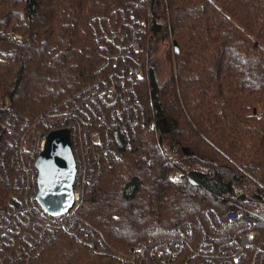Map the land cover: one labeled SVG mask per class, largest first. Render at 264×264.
I'll return each instance as SVG.
<instances>
[{"label": "trees", "instance_id": "obj_1", "mask_svg": "<svg viewBox=\"0 0 264 264\" xmlns=\"http://www.w3.org/2000/svg\"><path fill=\"white\" fill-rule=\"evenodd\" d=\"M134 20L143 125L129 132V148L117 132L118 159L110 156L76 210L112 256L56 230L28 264H125L139 242L196 243L203 231L218 246L247 227L264 241V0H0V125L32 122L96 81L110 69L99 68L107 55L98 44L115 52L99 24L108 32ZM8 138L0 127V232L14 191L1 176L14 151ZM237 210L240 220L227 223ZM186 223L192 233L180 235ZM9 238L3 250L20 241L12 225ZM247 254L243 264H264ZM199 260L185 247L166 264ZM223 260L214 263L234 264Z\"/></svg>", "mask_w": 264, "mask_h": 264}, {"label": "built area", "instance_id": "obj_2", "mask_svg": "<svg viewBox=\"0 0 264 264\" xmlns=\"http://www.w3.org/2000/svg\"><path fill=\"white\" fill-rule=\"evenodd\" d=\"M132 21L125 25L127 28L124 30L110 29L108 32L102 30L99 24L103 40L111 43L115 52L112 54L108 45L98 44L107 55L106 62L99 68L110 62V69L106 68L104 74L96 81L83 87L71 98L53 105L32 122L0 125L9 134L7 146L14 149L8 157L10 171L3 168L1 172L2 178L14 191L7 200V222L2 225L0 232V264H28L56 230L68 233L92 253H106L112 256L104 238L91 226L82 223L76 215V210L103 169L111 166L110 156L118 159V154L112 149V145L118 140L117 132L125 135V146L129 148V132L133 133L137 125H143V108L134 83L143 76L145 62L143 59L139 60L136 55L141 50V29L135 25L136 20L134 23ZM117 33H120L118 40L114 38ZM95 39H98L97 34ZM64 128L70 132L75 162L73 206L67 212L54 216L46 213L36 201L34 164L44 148L48 133ZM167 155L172 158L173 153L168 151ZM0 162L3 163V159ZM240 215L239 210L230 214L227 223L239 221ZM24 221L28 223L26 227L23 226ZM10 225L14 226L20 241L14 249L3 250V243L10 244L14 240L3 239ZM186 226L188 223L177 228L180 235L181 230L192 233V229ZM214 226L217 228V235L222 236V225L221 228L219 223ZM223 236L227 238V243L219 246L214 243L216 236L209 237L205 231L201 232L196 243L184 238L176 240L171 236L164 240L142 241L131 249L129 256L122 258L125 264H166L185 247L191 257L200 259L194 264H215L214 259L222 260V257L223 261L243 264L248 259V250L251 251L253 260L257 255H264V241L258 240L255 231L249 227L245 230L238 228L234 234ZM192 243L195 244L193 249Z\"/></svg>", "mask_w": 264, "mask_h": 264}, {"label": "water", "instance_id": "obj_3", "mask_svg": "<svg viewBox=\"0 0 264 264\" xmlns=\"http://www.w3.org/2000/svg\"><path fill=\"white\" fill-rule=\"evenodd\" d=\"M175 52L178 51L174 46ZM38 205L50 215H60L73 206L75 162L68 129L53 130L35 160ZM190 183L195 184L193 180Z\"/></svg>", "mask_w": 264, "mask_h": 264}, {"label": "rangeland", "instance_id": "obj_4", "mask_svg": "<svg viewBox=\"0 0 264 264\" xmlns=\"http://www.w3.org/2000/svg\"><path fill=\"white\" fill-rule=\"evenodd\" d=\"M160 54V51H158L157 53H156V56H158ZM152 123V122H151Z\"/></svg>", "mask_w": 264, "mask_h": 264}]
</instances>
